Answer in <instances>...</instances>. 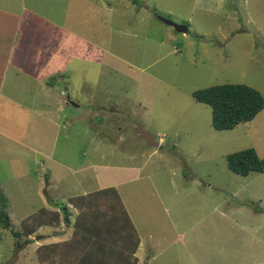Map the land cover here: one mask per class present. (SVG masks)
<instances>
[{
	"label": "rangeland",
	"instance_id": "1",
	"mask_svg": "<svg viewBox=\"0 0 264 264\" xmlns=\"http://www.w3.org/2000/svg\"><path fill=\"white\" fill-rule=\"evenodd\" d=\"M4 3L2 51L16 44L17 67L34 60L30 49L24 66L17 57L24 34L48 39L42 84L27 86L20 73L2 97L0 188L10 226L0 227V264L71 263L73 232L61 210L58 224L31 236L24 225L37 230L51 197L63 209L72 192L109 187L142 240L139 255L125 253L130 263L264 264V173L242 177L227 165L249 148L264 158V110L216 131L212 109L193 98L227 83L264 97V0H0V10ZM138 125L158 148L140 139ZM47 243L57 254L36 250Z\"/></svg>",
	"mask_w": 264,
	"mask_h": 264
},
{
	"label": "trees",
	"instance_id": "2",
	"mask_svg": "<svg viewBox=\"0 0 264 264\" xmlns=\"http://www.w3.org/2000/svg\"><path fill=\"white\" fill-rule=\"evenodd\" d=\"M193 98L212 109V126L216 131H231L240 124L253 121L264 110L263 95L244 84L227 83L200 89L193 93ZM227 165L232 173L242 177H247L251 173H264V158H260L253 148L228 155ZM2 193L0 188V227L7 228L10 226V205L8 198ZM73 202L80 210L73 224L68 208H60L63 212L60 218L64 224L69 227L73 225L71 239L73 243L67 244L68 252L71 248L73 252L78 251L80 244L88 246V250L77 256L65 252L72 261L69 264H136L130 263L125 253L128 251L130 255L136 253L139 245L138 234L116 189L108 188L87 196L76 197ZM100 208L105 209L99 210ZM259 211L261 210L257 208L256 212ZM54 216L59 222L58 212ZM26 226L24 225V231L27 236L36 232L35 227L26 232ZM18 235L19 232H14L16 238ZM105 246L107 248L101 252L96 250ZM51 250L52 254H57L55 251L58 249L53 245L38 249L40 253L43 252L42 255L45 251ZM105 253L107 256H101ZM110 256H113L114 262L105 261Z\"/></svg>",
	"mask_w": 264,
	"mask_h": 264
},
{
	"label": "crops",
	"instance_id": "3",
	"mask_svg": "<svg viewBox=\"0 0 264 264\" xmlns=\"http://www.w3.org/2000/svg\"><path fill=\"white\" fill-rule=\"evenodd\" d=\"M30 6L31 7L33 6L32 3L30 4ZM1 8H2L0 10L1 12L7 13V10L5 11V3L2 4ZM6 8H9V7H6ZM7 14H10V13H7ZM46 21L48 22V25L53 26L55 28H57V27L60 28L59 23L55 24V22L52 19L48 18V19H46ZM3 25H5V22H3ZM8 26H9V24L6 22V26L5 27L8 28ZM47 39L48 38H42L41 39V37H40V39H38L35 35L34 36H32V35L31 36H27L26 34L23 35L22 40H21L20 43L21 44H26L27 43V45L25 47H24V45H22V47H20L21 49L19 48V54L21 53V56L17 52V57L21 58V63H20L21 66H24V64L22 62H24L26 60V58H28V56H27L28 55V51H29L28 49H30V52L34 51L35 53L33 54L34 60L32 62L28 63L29 65L30 64H32V65L30 67H25V68H21L20 69L19 67H17L15 65L18 61L16 62L15 59H13V57H12L13 50H16V44L12 43L10 45L8 51L6 52V54L5 53L3 54L2 46H1V37H0V67H1V65L4 67V70L2 71V76H1V79H0V108L2 107V105L4 104V101H5V100H2V97L4 96V94L9 92L10 90H15V88L17 87V86H15V82H16V79H18V75L20 73L22 75L21 78L22 77L24 78L23 79L24 80L23 83L25 85L27 84V86H31V85H34V83H35L36 86H37L39 84H42V82H41V74H42L41 70L42 69L39 68V67H41L42 62L45 59H47V58H43V48H42L41 44L45 43ZM36 50H38V53H37ZM20 64H18V65H20ZM20 70H22V71H20ZM19 87H20V85H19ZM19 90H20V88H19ZM16 91H18V90H16ZM15 96H16V98H18V95H15ZM109 188H114L115 189V187H109ZM105 189H108V188H105ZM102 190H104V189H102ZM98 191H101V190H98ZM98 191H94V192H98ZM94 192H92V193H94ZM72 194H74V195L69 197L68 206H66V207L69 209V213L70 214L75 213L74 210L76 209V213H78V214L75 213V215L77 216V215H79L80 210L74 204V202H73L74 198L80 197V196H87V195H89L91 193L83 192V193L75 194L74 192H72ZM50 200L51 201L47 202L49 204V206H48L49 210L46 207L39 210V211H42V210L43 211L41 212L42 213L41 214V218L37 221V224L39 223V226L37 227L36 232L39 229H42L43 226H52L53 227V225L59 223L54 218L55 217L54 215L57 212L59 213V210H61V209H56L55 208L57 205H54L55 202H54L53 197H51ZM122 204H123V202H122ZM123 206H124V204H123ZM124 208H125V206H124ZM104 209L105 208H100L99 210H104ZM125 210H126V208H125ZM126 212H127V210H126ZM76 216H75V218H76ZM128 216H129V218H130V220H131V222H132V224L134 226V223H133L129 213H128ZM46 218H51V220L53 218L55 220L54 224H52L53 222L50 223V221H47ZM40 221H41V223H40ZM73 223L74 222L72 221V224ZM72 224L70 225V228L72 229V232H73V227H72L73 225ZM134 229L136 230V232L138 234V238H139V245H138V248H137L136 254H135V256H136L137 254L139 255L140 249L142 247V240H141V238L139 236V233H138V231H137L135 226H134ZM52 245H54V244H51V243L42 244V246L38 247L36 250H38L39 248H42L44 246H52ZM113 247H115V245H113ZM81 248H83L84 250H88V246H85V245H82V244L79 245L78 249H81ZM105 248H107V246L101 247V248L96 249V250H98V252H101ZM49 253L52 254V250ZM46 255H47V252H46ZM105 261L114 262L115 260H114L113 256H110Z\"/></svg>",
	"mask_w": 264,
	"mask_h": 264
},
{
	"label": "water",
	"instance_id": "4",
	"mask_svg": "<svg viewBox=\"0 0 264 264\" xmlns=\"http://www.w3.org/2000/svg\"><path fill=\"white\" fill-rule=\"evenodd\" d=\"M160 21L165 23L168 26L173 27L178 33H188L189 29L186 25H178L170 20H166L164 18H159ZM136 133L140 137V139H143L147 142L148 145L153 147H159V142L155 139V137L148 132H146L142 126L138 125V128L136 129Z\"/></svg>",
	"mask_w": 264,
	"mask_h": 264
},
{
	"label": "clouds",
	"instance_id": "5",
	"mask_svg": "<svg viewBox=\"0 0 264 264\" xmlns=\"http://www.w3.org/2000/svg\"><path fill=\"white\" fill-rule=\"evenodd\" d=\"M159 142V141H158ZM160 143V142H159Z\"/></svg>",
	"mask_w": 264,
	"mask_h": 264
}]
</instances>
